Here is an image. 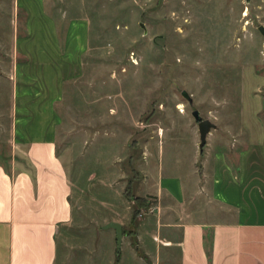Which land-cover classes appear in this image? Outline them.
<instances>
[{
    "label": "rangeland",
    "instance_id": "374dc122",
    "mask_svg": "<svg viewBox=\"0 0 264 264\" xmlns=\"http://www.w3.org/2000/svg\"><path fill=\"white\" fill-rule=\"evenodd\" d=\"M50 7L62 34L47 45L44 24L36 25L40 33L25 43L38 54L31 67L43 68L41 53L54 52V39L62 58L49 61L51 73L65 65L68 49L76 56L89 41L81 72L63 86L58 105V146L73 183V218L58 231L55 264H180L179 246L170 243L179 234L163 230L151 172L161 167L158 181L162 173L164 181L178 178L206 147L252 141L239 137L255 129L253 106L264 98V0H51ZM60 9L89 20L88 37L68 38ZM24 39V13L14 0H0L4 164L15 47ZM195 110L217 125L202 152ZM178 158L180 168L173 166ZM202 165L199 158L196 168ZM110 221L123 225L121 248L116 230L104 228Z\"/></svg>",
    "mask_w": 264,
    "mask_h": 264
},
{
    "label": "crops",
    "instance_id": "0c3cea01",
    "mask_svg": "<svg viewBox=\"0 0 264 264\" xmlns=\"http://www.w3.org/2000/svg\"><path fill=\"white\" fill-rule=\"evenodd\" d=\"M50 1L14 0L25 16L26 39L15 47L7 163L0 159V264H55L58 231L73 218V183L58 146V105L63 86L81 72L89 41L76 56L68 49L65 65L50 72L49 61L62 58L56 43L62 27ZM60 11L68 38L88 37L89 20ZM37 24H44L47 45L56 38L54 52L41 53L43 68L30 66L38 54L25 44L40 33ZM253 112L255 129H244L239 137L251 142L234 146L227 140L221 148L206 147L203 155L194 154L190 171L179 179L164 181L162 173L158 181L161 167L151 172L155 182L150 186L160 197L165 218L163 230L179 234L170 243L179 246L180 264H264V98ZM199 158L201 170L196 168ZM180 163L178 158L173 166L180 168ZM207 234L212 235L210 243Z\"/></svg>",
    "mask_w": 264,
    "mask_h": 264
},
{
    "label": "water",
    "instance_id": "95a60500",
    "mask_svg": "<svg viewBox=\"0 0 264 264\" xmlns=\"http://www.w3.org/2000/svg\"><path fill=\"white\" fill-rule=\"evenodd\" d=\"M259 29L262 32V34L264 35V25H260ZM183 94L187 98H189V99L191 98L190 94L187 91H184ZM193 115L195 116V118L199 124V130H200V136H201L200 147H201V149H203L204 146L207 144L208 134L211 132L212 128H215L217 125L214 122H212L210 119H204L201 116L199 110H195L193 112ZM105 228H114L116 230L117 243H118L119 248H121L122 239H123V226H122V224L120 222L111 221L105 225Z\"/></svg>",
    "mask_w": 264,
    "mask_h": 264
},
{
    "label": "trees",
    "instance_id": "16d2710c",
    "mask_svg": "<svg viewBox=\"0 0 264 264\" xmlns=\"http://www.w3.org/2000/svg\"><path fill=\"white\" fill-rule=\"evenodd\" d=\"M208 253L211 254V250H208Z\"/></svg>",
    "mask_w": 264,
    "mask_h": 264
}]
</instances>
